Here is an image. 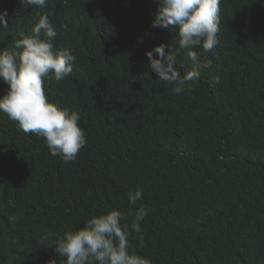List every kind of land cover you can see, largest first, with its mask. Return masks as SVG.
Segmentation results:
<instances>
[{"label": "trees", "instance_id": "16d2710c", "mask_svg": "<svg viewBox=\"0 0 264 264\" xmlns=\"http://www.w3.org/2000/svg\"><path fill=\"white\" fill-rule=\"evenodd\" d=\"M157 9L155 0H48L43 9L0 0L9 25L0 50L48 14L55 48L76 57L45 93L80 113L87 138L64 163L0 113V264H60L48 244L92 216L127 211L137 188L132 207L148 215L130 250L151 264H264V0H222L219 44L201 57L212 66L180 95L145 55L177 46V29L151 27Z\"/></svg>", "mask_w": 264, "mask_h": 264}, {"label": "clouds", "instance_id": "9594fccd", "mask_svg": "<svg viewBox=\"0 0 264 264\" xmlns=\"http://www.w3.org/2000/svg\"><path fill=\"white\" fill-rule=\"evenodd\" d=\"M157 12L151 27L177 29L176 47L161 43L145 53L150 70L159 81L172 84L180 95L201 78V70L211 68V60L201 59L219 44L220 5L222 0H155ZM22 5L43 9L48 0H21ZM0 15V28L8 21ZM58 33L48 14H39L28 33L21 31L11 48L0 50V81L7 85L0 95V113L16 122L17 130L44 139L49 154L64 163L74 162L87 138L80 126V113L49 102L45 81L61 82L73 71L76 57L68 50H57L54 39ZM155 57V58H154ZM183 57L181 75L177 58ZM220 83V76L213 78ZM129 209L92 216L84 227L67 230L54 243L60 264H151V261L130 250L129 236L142 232L141 224L148 209L141 205L143 197L137 188L127 194ZM129 217H131L130 222ZM10 221L14 217H9ZM41 237V243L48 240ZM48 264H57L56 258Z\"/></svg>", "mask_w": 264, "mask_h": 264}]
</instances>
